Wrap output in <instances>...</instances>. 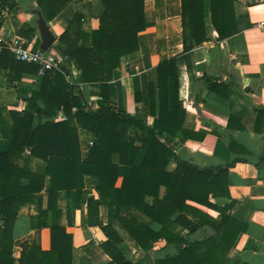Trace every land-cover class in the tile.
<instances>
[{
  "label": "trees",
  "instance_id": "obj_1",
  "mask_svg": "<svg viewBox=\"0 0 264 264\" xmlns=\"http://www.w3.org/2000/svg\"><path fill=\"white\" fill-rule=\"evenodd\" d=\"M71 1L36 0V9L47 22ZM100 1L103 10L96 28L84 30L82 14L75 13L59 35L54 49L63 59L62 70L51 68L44 72L39 89L24 98L27 108L23 113L0 109V130L9 140L8 151L0 153V264L9 259L13 224L19 207L26 203H37L38 214L30 218V225L42 229L43 244L48 246L22 244L18 264H73L72 234L66 231L64 211L57 208L56 198L59 191H65L67 208H78L85 175L96 176L99 182L98 199L88 202L92 211L99 205L108 207V224L102 227L107 239L100 248L110 258V264H142L128 260L117 248L113 221L124 228L142 252H149L161 240L176 247L174 256L157 259L156 264H242L239 257H228V252L245 228L230 217L232 202L220 205L213 201L229 195L226 176L232 163L200 168L180 159L163 141L165 135L181 142L204 138L183 128L185 110L178 97L175 58L158 63L156 89L150 83L146 93L134 94L135 102L140 104L135 114L110 104L108 82L113 71L120 66L122 56L138 49V33L145 28L144 0ZM234 2L210 0L211 23L219 38L236 32ZM180 9L183 52L187 56L194 46L205 41L202 0H180ZM25 33L31 35L32 31ZM2 63L12 72L13 80L40 69L35 63L15 60L7 49L0 52ZM71 68L76 71V83H99L101 102L97 109L86 107L73 94V85L67 78ZM56 111L66 118L34 123L35 117L50 118ZM4 112L12 121L8 135L2 126ZM145 116L153 117L151 125L144 123ZM79 128L93 135L85 158L81 156ZM35 158L45 161L46 166L31 168L28 164ZM172 159L176 166L168 170ZM119 165L123 166V175L117 186ZM22 178L28 180L27 185H20ZM160 187L165 188L161 198ZM44 188L48 194L46 209L35 197ZM198 206L214 211L218 218ZM121 207L136 210L160 228H152L129 212L121 214ZM48 211L52 214L51 224L47 223ZM173 217L189 232L208 226L213 233L205 239L189 241L167 227Z\"/></svg>",
  "mask_w": 264,
  "mask_h": 264
},
{
  "label": "crops",
  "instance_id": "obj_2",
  "mask_svg": "<svg viewBox=\"0 0 264 264\" xmlns=\"http://www.w3.org/2000/svg\"><path fill=\"white\" fill-rule=\"evenodd\" d=\"M36 7V0H0L1 51L15 40L39 48L36 16L31 12ZM102 10L100 0H73L68 3L47 21L55 35V43L75 13L83 16L82 28L90 30L96 28ZM202 10L205 41L194 46L185 56L180 0H144L145 28L138 33V49L122 56L120 66L113 71L112 79L108 82L109 102L135 114L140 104L135 102L134 94L138 91L146 93L150 83L156 89L158 63L163 59L175 58L178 97L185 110L183 128L202 134L204 138L202 141L187 139L181 142L176 137L165 135L163 141L169 143L180 159H187L200 168L232 163L226 176L229 195L213 199L220 205L232 202L229 215L245 228L229 250L228 257H239L242 264H264V30L257 26L264 20V0H235L236 32L227 38H219L212 26L210 0H202ZM26 30L32 31V34L27 35ZM54 44L46 51L58 55ZM5 63L0 65V109L23 113L27 108L24 98L39 89L44 72L22 73L19 80H13L10 77L12 72ZM68 81L73 85V94L80 98L83 105L90 109L99 107V83H76L73 68ZM65 118L61 111H56L50 118L35 117L34 123ZM1 119L3 130L8 135L11 118L4 112ZM143 121L151 125L153 117L145 116ZM78 136L81 156L85 158L93 135L79 128ZM8 148L9 140L0 130V153L7 152ZM141 156L142 151L139 159ZM114 160L117 161L116 156ZM18 162L23 164L21 160ZM28 165L31 168L44 167L46 162L35 158ZM175 166L176 162L172 159L167 169L172 170ZM122 175L123 166L119 165L117 186L121 183ZM47 183L46 179L45 186ZM27 184L28 180H20V185ZM98 184L96 176H84L82 200L73 211L67 208L66 192L59 191L57 194L56 206L64 211L62 222L66 231L72 234L73 264H110V258L100 248V244L107 239L102 227L108 224V207L99 205L97 210L92 211L88 204L90 199H98ZM164 193L165 188L160 187L159 197ZM35 197L40 199L42 209H46V188L36 193ZM146 200L151 202V198ZM198 207L218 218L214 211L204 206ZM127 212L154 229L160 228L136 210L120 208L121 214ZM37 214V203H26L19 207L12 229L11 254L4 264H18L24 243L44 246L42 229L30 225V218ZM51 215L48 211V224H51ZM174 218L168 221L167 227L189 241L205 239L213 233L208 226L189 232L176 224ZM97 220L98 224H95ZM2 224L0 216V228ZM111 227L118 236L115 243L117 248L130 261L156 264L157 259L172 257L177 253L174 245H166L163 240L156 242L149 252H142L117 221H113ZM47 246L48 243L44 247Z\"/></svg>",
  "mask_w": 264,
  "mask_h": 264
},
{
  "label": "built area",
  "instance_id": "obj_3",
  "mask_svg": "<svg viewBox=\"0 0 264 264\" xmlns=\"http://www.w3.org/2000/svg\"><path fill=\"white\" fill-rule=\"evenodd\" d=\"M257 26L264 30V20L257 23ZM4 47L10 52L15 60L39 65V71L45 72L51 68L60 71L62 70L63 59L59 54L47 53L48 50L42 51L40 48H34L31 44L25 45L16 40ZM2 48L3 45L0 44V51ZM67 78L70 79V75L67 76Z\"/></svg>",
  "mask_w": 264,
  "mask_h": 264
},
{
  "label": "water",
  "instance_id": "obj_4",
  "mask_svg": "<svg viewBox=\"0 0 264 264\" xmlns=\"http://www.w3.org/2000/svg\"><path fill=\"white\" fill-rule=\"evenodd\" d=\"M31 12L36 16V28L40 34L39 48L46 51L55 43V35L50 30L42 12L39 9H32Z\"/></svg>",
  "mask_w": 264,
  "mask_h": 264
}]
</instances>
